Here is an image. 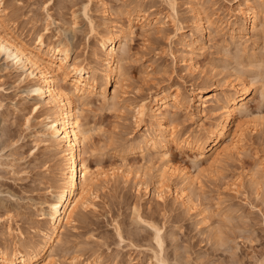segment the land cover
I'll list each match as a JSON object with an SVG mask.
<instances>
[{"label": "rangeland", "instance_id": "374dc122", "mask_svg": "<svg viewBox=\"0 0 264 264\" xmlns=\"http://www.w3.org/2000/svg\"><path fill=\"white\" fill-rule=\"evenodd\" d=\"M5 1L10 23L24 40L33 42L36 33H43L46 43H67L72 57L79 53L87 62L91 53H98L88 17L100 29L103 23H125L131 14L133 33L119 52L123 76L117 85L118 102L112 105L92 95L81 112L92 128L87 144L92 153L84 155L90 166L106 172L119 166L130 169L129 180L99 181L88 208L79 215L83 220L77 216L55 247L57 264H157L153 256L159 248L151 226L161 229L160 256L167 264H264V31L256 41L249 36L231 39L226 23L235 21L242 0H208L203 26L207 28L206 20L213 24L191 60L184 42L198 32L191 30L192 15L185 0H177L176 5L184 27L181 35L161 0H92L85 11L88 0ZM187 62L195 64V72L185 71ZM20 79L0 55V245H12L19 234L23 241L38 240L33 228L45 225L38 219L39 208L59 178L60 155L48 151L42 141L38 133L42 117ZM239 80L256 92L247 106L248 117L238 121L244 122L240 147L210 164L188 148L168 143L163 157L191 172L197 184L192 210L172 199L169 181L162 186L166 195L160 200L149 167L161 161H156L153 151L141 154L128 147L146 139L153 128L146 115L136 121V103L170 84L186 94L202 84L225 92L228 82ZM112 89L108 87V99ZM172 110L169 122L180 133L209 127L219 112L196 111V103ZM135 172L142 178H134ZM252 178L257 185L250 183ZM138 179L150 189L147 195L144 186L137 190Z\"/></svg>", "mask_w": 264, "mask_h": 264}, {"label": "bare ground", "instance_id": "6f19581e", "mask_svg": "<svg viewBox=\"0 0 264 264\" xmlns=\"http://www.w3.org/2000/svg\"><path fill=\"white\" fill-rule=\"evenodd\" d=\"M91 1H87L83 11L88 9ZM161 1L169 7L171 15L168 20L171 21L176 33L181 35L184 27L177 18V0ZM5 2L0 0V55L13 70L19 72L20 81L26 83L27 92L35 101L33 108L39 111L42 117L38 133L43 137L42 141L46 143L47 150L60 155H58L60 161L56 186L49 192L48 200L42 202L39 208L38 219H43L45 225L33 228L38 240L23 241L19 234L20 237L17 236L12 245H0V264H57L54 259L55 247L62 242L63 232L71 227L81 211L88 208L93 188L100 184V180L103 183L113 178L114 180L120 178L123 182L129 180L130 169H121L119 166L112 167L106 172L90 166L84 155L90 150L87 144L92 128L88 126L81 112L92 95H98L104 102L110 101L112 105L118 102L117 85L123 76L121 67L123 57L119 52H123L127 38L133 33L131 14L127 12L128 20L125 23L114 22L112 25L103 23L99 26L100 29L95 27L88 17L98 53H91L92 60L87 62L80 59L78 52L72 57L71 48L67 43L60 40L46 43L43 33H36L33 42L24 40L10 23L12 17ZM207 2L208 0H185L186 7L192 15L190 29L198 32L196 36L191 34L188 42H184L188 48V60L192 59L196 50L202 48L205 33L210 34L207 28L211 29L213 22L206 20L207 28L203 26V7ZM144 16L142 15L143 20L146 19ZM233 18L235 21L226 23L232 40H242L247 36L257 38L264 31V0L258 2L242 0ZM156 23L160 24L155 20L154 24ZM184 68L185 71L195 72L196 66L192 62H187L184 63ZM244 81L239 80L237 84L228 82L225 92L218 91L214 85L207 88L204 86L206 84H195L196 86L191 87L187 94L181 92L178 86L170 84L149 95V98H140L136 103L134 107L136 121L143 120L146 115L149 125L153 128L146 139L127 146L130 150L137 149L141 154L153 151L156 154V161H161V164L153 163L149 167L151 177L154 178L153 188L155 191L157 188L156 196H159L160 200L166 195L164 192L166 187L162 186H166L169 181L173 183L172 199L186 207V211L192 210L194 187L197 184V178L191 172L176 167L169 159L163 157L168 143H174L181 149L188 148L210 164L220 162L240 147L244 136V122L242 124L238 121L240 118L248 117V103L256 94L255 90H249V85L247 86ZM111 86L112 95L108 99L107 91ZM194 103L197 106L196 111L218 110V115L212 124L209 123V127L180 133L177 127L169 122L171 110L179 107L189 108ZM210 103L212 105L209 106ZM141 176L143 175L135 172L134 178H142ZM250 183L253 185L256 181L254 182L252 178ZM136 185L137 190L140 185L144 186L143 195L149 193L150 189H147V184L142 179L137 181ZM79 218L83 220L82 216ZM151 228L152 240L159 248V254L157 253L159 257L154 254L153 258L155 257V262L159 264H167L160 256L163 245L161 229L156 226ZM117 235L122 240L119 231Z\"/></svg>", "mask_w": 264, "mask_h": 264}]
</instances>
